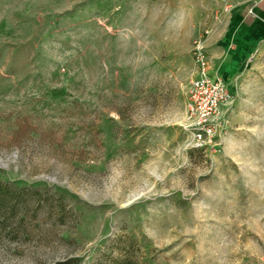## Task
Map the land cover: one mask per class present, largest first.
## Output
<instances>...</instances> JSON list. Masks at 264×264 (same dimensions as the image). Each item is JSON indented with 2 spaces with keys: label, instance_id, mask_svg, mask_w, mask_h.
<instances>
[{
  "label": "rangeland",
  "instance_id": "obj_1",
  "mask_svg": "<svg viewBox=\"0 0 264 264\" xmlns=\"http://www.w3.org/2000/svg\"><path fill=\"white\" fill-rule=\"evenodd\" d=\"M233 1L0 0V264H264V70L184 128Z\"/></svg>",
  "mask_w": 264,
  "mask_h": 264
},
{
  "label": "crops",
  "instance_id": "obj_2",
  "mask_svg": "<svg viewBox=\"0 0 264 264\" xmlns=\"http://www.w3.org/2000/svg\"><path fill=\"white\" fill-rule=\"evenodd\" d=\"M222 20L206 39L212 74L220 76L231 89L251 70L264 66V0H234ZM253 13H249V10ZM263 62V63H262Z\"/></svg>",
  "mask_w": 264,
  "mask_h": 264
},
{
  "label": "built area",
  "instance_id": "obj_3",
  "mask_svg": "<svg viewBox=\"0 0 264 264\" xmlns=\"http://www.w3.org/2000/svg\"><path fill=\"white\" fill-rule=\"evenodd\" d=\"M249 13H253L250 9ZM194 43L195 77L189 91L190 103L185 130L195 147L201 148L214 143L218 131L230 125L234 98L227 83L212 74L206 48V35Z\"/></svg>",
  "mask_w": 264,
  "mask_h": 264
}]
</instances>
